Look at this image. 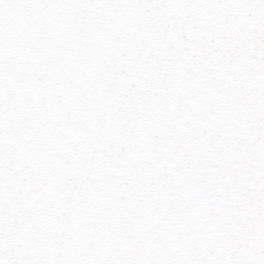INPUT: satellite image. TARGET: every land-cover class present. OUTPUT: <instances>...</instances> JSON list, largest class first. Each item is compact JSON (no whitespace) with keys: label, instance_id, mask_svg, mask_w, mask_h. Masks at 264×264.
I'll use <instances>...</instances> for the list:
<instances>
[{"label":"snow or ice","instance_id":"obj_1","mask_svg":"<svg viewBox=\"0 0 264 264\" xmlns=\"http://www.w3.org/2000/svg\"><path fill=\"white\" fill-rule=\"evenodd\" d=\"M0 264H264V0H0Z\"/></svg>","mask_w":264,"mask_h":264}]
</instances>
